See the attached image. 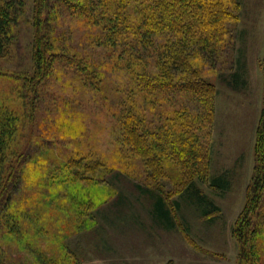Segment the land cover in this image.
<instances>
[{"label":"rangeland","instance_id":"374dc122","mask_svg":"<svg viewBox=\"0 0 264 264\" xmlns=\"http://www.w3.org/2000/svg\"><path fill=\"white\" fill-rule=\"evenodd\" d=\"M232 1H220L233 16L223 19L221 50L209 59L187 55L190 71L172 70L167 78L180 83L174 91L149 99L152 128L166 124L163 112L178 110L199 133L196 154L193 148L191 156L169 149L146 168L117 139L120 105L133 75L123 48L111 47L97 27L53 0L45 13L53 51L89 68L97 89L55 61L33 100L22 83L34 72L31 0H23L10 45L0 55V114L18 119L4 155L16 169L0 199V264H240L233 228L255 163L264 0ZM164 41L145 44L140 70L159 74ZM196 79L204 87L188 88ZM71 157L80 167L69 168ZM219 176L225 187L212 183ZM159 197L167 219L158 216ZM257 214L256 245L264 264V198Z\"/></svg>","mask_w":264,"mask_h":264},{"label":"trees","instance_id":"16d2710c","mask_svg":"<svg viewBox=\"0 0 264 264\" xmlns=\"http://www.w3.org/2000/svg\"><path fill=\"white\" fill-rule=\"evenodd\" d=\"M57 1L63 8L77 13L88 25L97 27L102 32L103 39L111 47L123 48L122 53L126 55L125 67L133 68V75L130 82L128 81L130 88L124 93L118 114L117 139L120 146L130 147L136 156L142 158L146 168L153 163L158 164L157 158L167 157L166 150L169 149L179 148L178 152L182 153L179 155L188 153L191 156V148H193V153L196 154L195 140L199 133L191 132L192 125L188 120L180 119L182 114L178 110L163 112L159 117L162 118V123L166 124L158 127L159 129L152 128V115L149 113L152 103L149 99L158 91L159 93L174 91L175 86L180 83L166 82L167 78L172 70L175 75L185 70L190 71L187 55L197 53L198 56L209 59L221 50L222 41L227 33L223 28V19L232 18V12L220 5L221 0ZM228 1L233 3L232 0ZM51 2L53 0H31L30 23L33 30L31 51L34 72L31 77L24 78L22 83L28 88L33 100L37 96L38 88L49 76L55 61L64 68L67 67L72 75L78 77L90 89H97L89 68L86 69L59 51L57 53L53 51L52 42L47 37L48 26L45 16L51 7ZM23 4V0H0V55L4 54L6 47L10 45L12 28L16 26L18 12L22 11ZM159 37H165V43L159 47L162 52L157 55L160 72L153 77L150 73L140 70V63L146 60V56L145 59L142 58V49L147 42L151 43ZM259 69L263 78V93L254 143L255 163L251 181L246 188L243 208L233 228L240 264H261V259L258 257L260 251L256 245L255 225L264 198V55L259 61ZM201 82L196 79L186 85L188 88L195 86L202 89L204 86L199 85ZM33 103L32 101L29 109L30 117L34 113ZM17 120L13 113L0 114V199L8 191L16 169L9 165L4 155L8 140L16 132ZM156 129L160 134L158 137H156ZM161 134L166 136L162 138ZM156 150L158 153L152 154ZM21 154L13 166H17ZM78 163L79 160L76 158L67 159L69 168H77ZM86 180L92 181V177H87ZM212 183H222V187H225V179L221 176L214 178ZM194 191L199 194L197 190ZM161 205L163 206V199L159 197L157 198L158 216L167 219L168 215ZM262 221L263 223L258 224L259 230L264 225V214Z\"/></svg>","mask_w":264,"mask_h":264},{"label":"crops","instance_id":"0c3cea01","mask_svg":"<svg viewBox=\"0 0 264 264\" xmlns=\"http://www.w3.org/2000/svg\"><path fill=\"white\" fill-rule=\"evenodd\" d=\"M263 5H264V1H263ZM263 9H264V7H263Z\"/></svg>","mask_w":264,"mask_h":264}]
</instances>
